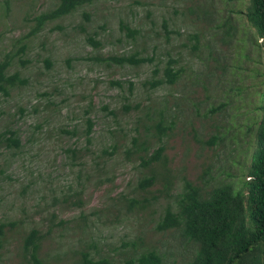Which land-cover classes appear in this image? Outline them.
Masks as SVG:
<instances>
[{
    "label": "rangeland",
    "instance_id": "obj_1",
    "mask_svg": "<svg viewBox=\"0 0 264 264\" xmlns=\"http://www.w3.org/2000/svg\"><path fill=\"white\" fill-rule=\"evenodd\" d=\"M58 2L0 0V60L26 42L10 66L26 83L0 93V264H32L23 237L33 227L52 264H73L82 249L135 264L151 248L164 264H186L193 244L158 227L184 178L238 181L256 146L264 45L250 0H94L26 37ZM132 55L153 61L111 59ZM170 61L180 78L152 88ZM160 109L174 123L162 141L152 125ZM11 132L20 147L8 146ZM143 144L164 145L167 165L146 167Z\"/></svg>",
    "mask_w": 264,
    "mask_h": 264
},
{
    "label": "trees",
    "instance_id": "obj_2",
    "mask_svg": "<svg viewBox=\"0 0 264 264\" xmlns=\"http://www.w3.org/2000/svg\"><path fill=\"white\" fill-rule=\"evenodd\" d=\"M93 1L59 0L56 7L36 17L34 28L26 37L39 32L48 21L72 13ZM246 15L264 45V0H250ZM90 40L95 45L100 44L92 38ZM21 47L20 51L8 53L0 60L2 94L7 95L10 88L26 83V78L19 72H10L12 60L25 51L26 42L22 41ZM111 59L119 64L132 65L153 61L152 57L138 55L112 56ZM171 62L165 66L163 76L150 80L152 88L165 83L173 84L180 78L183 70L176 69ZM262 97L258 108L263 114L257 127L256 146L251 152L250 165L242 167L238 172V181L217 179L210 172H207L209 178H203L200 182L184 178L181 191L176 195L175 209L167 208L158 225L161 230L179 229L183 238L193 244V254L186 264H264V93ZM155 113L158 118L153 119L152 125L156 130V138L162 141L174 123L167 120L165 109L155 110ZM88 122L87 132L90 134L94 122L90 118ZM6 140L10 147L21 145L20 136L16 132H11ZM139 151H144L139 157L146 167H152L153 164L167 165L164 145L153 148L143 144ZM162 175L169 185L172 177L170 168L166 167ZM154 176L155 173H152L141 178L140 187L144 189L153 185ZM137 201L133 199L131 202ZM7 227V223H0V251L5 245ZM45 239V233L36 227L24 235V254L29 256L28 260L32 264H52L40 254ZM164 262V255L156 248H151L142 252L135 264ZM73 264H110V261L107 258L97 259L89 250L82 249Z\"/></svg>",
    "mask_w": 264,
    "mask_h": 264
}]
</instances>
